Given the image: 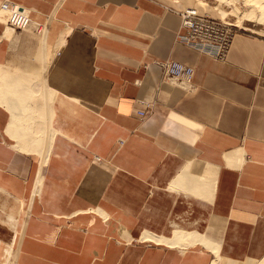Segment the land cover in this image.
Returning <instances> with one entry per match:
<instances>
[{
    "label": "crops",
    "instance_id": "0c3cea01",
    "mask_svg": "<svg viewBox=\"0 0 264 264\" xmlns=\"http://www.w3.org/2000/svg\"><path fill=\"white\" fill-rule=\"evenodd\" d=\"M11 1L46 25L0 23V240L11 253L19 237L15 264H264V34L238 32L217 60L176 42L200 0ZM164 59L193 67V87L164 80ZM18 74L55 92L37 143L16 119L42 123L44 102L14 110Z\"/></svg>",
    "mask_w": 264,
    "mask_h": 264
},
{
    "label": "built area",
    "instance_id": "2783aa9c",
    "mask_svg": "<svg viewBox=\"0 0 264 264\" xmlns=\"http://www.w3.org/2000/svg\"><path fill=\"white\" fill-rule=\"evenodd\" d=\"M181 24L176 42L182 43L201 54L217 60H225L237 31L236 26L225 19H216L200 14L196 7H188L181 13ZM31 13L19 4L4 0L0 2V23L5 22L15 31H26L32 26ZM7 29V27H6ZM36 31H43L41 24H35ZM155 64L163 70L164 80L182 89L193 87L195 70L193 67L172 59L157 60ZM149 107L148 104H146ZM140 111L141 118L146 116Z\"/></svg>",
    "mask_w": 264,
    "mask_h": 264
},
{
    "label": "bare ground",
    "instance_id": "6f19581e",
    "mask_svg": "<svg viewBox=\"0 0 264 264\" xmlns=\"http://www.w3.org/2000/svg\"><path fill=\"white\" fill-rule=\"evenodd\" d=\"M215 1L219 2V4L220 3L222 5L226 4V5H230L233 7H234L235 3H237V0H215ZM246 1L249 2L248 4L250 6H252L250 9H245L244 12L232 11L234 13V15H236L238 17V19H239L238 21L240 22V25H243V21L245 19L247 21L256 22L257 25H264V0H246ZM218 11H219V14L221 15L222 19L223 18L225 19L226 16H228L227 11H225L223 9H220ZM31 26L34 27L33 20H32ZM7 28H9L10 30H13L9 26H7ZM257 32L264 34L263 29H260ZM62 37L64 39L65 35L64 36L62 35ZM62 42H60L59 45ZM10 80H11V84H10V89L8 91V94L11 97H14L16 99L15 102L17 105H15L14 110L18 111L19 109L17 107H22V108L26 109L27 107H29V104L35 100V97H34L35 93L39 89L35 86V84H36L35 82H38L39 80H37L36 77H31L29 74H27L26 76H24L23 74H18L15 77L11 76ZM40 88H41V91L40 92L38 91V96L40 95L39 99H41L44 102V104L42 105L43 110L40 112L42 123L40 121L37 122L35 115L29 114L31 112H28L26 114L28 116H26L25 118L19 117L16 119L17 123L23 127L22 130H20L16 127V130L18 131L20 138L30 140L32 142L34 141L35 143L38 142V138H39L37 133L40 131H41V133L46 131V129L43 128V123L45 125H51L52 124L53 99L55 97V92L53 90H51L50 88L45 87V86H42ZM24 124H25V126H24ZM45 125H44V127H45ZM35 131H38V132L35 133ZM52 135H53V133H52ZM32 142H30V143L26 142V144L23 147H21L20 149L22 151H25L28 153H35L37 155H40L41 157L42 156L45 157L48 149L47 148L46 149L45 148H41V149L36 148L37 144L32 143ZM7 222L9 223V221H7ZM146 236H145V238L153 239V237H150L149 235H146ZM153 240H155V239H153ZM156 241H162V242H166V243H169V241H170L171 244H182V242L184 243V240H182V239H178L175 241L167 240V239H161V240H156ZM194 241H202L206 246L212 247L214 250L216 249L214 244H211L204 237L201 238L200 236H196V237L192 238V242H194ZM1 243H2V241L0 240V249H1ZM5 251L7 254H9L10 246H8V250H5ZM262 263H264V260Z\"/></svg>",
    "mask_w": 264,
    "mask_h": 264
},
{
    "label": "rangeland",
    "instance_id": "374dc122",
    "mask_svg": "<svg viewBox=\"0 0 264 264\" xmlns=\"http://www.w3.org/2000/svg\"><path fill=\"white\" fill-rule=\"evenodd\" d=\"M248 3L249 2H247L246 0H237V3H235V5L233 7V6L226 5V4H223V5L221 3L219 4V2H217L215 0H200L199 4H202V6L204 8H206L205 12H207V13H203V14L209 15V16H211L213 18H216V19H222V17L219 14L218 10L223 9V10L227 11L228 16H226L225 20L228 21V22L233 23L236 26L237 31L246 32V33H252V34H256L257 35V34H259L257 31H259L260 29L264 30V25H257L256 22L247 21L246 19L243 21V25H240V22L238 21L239 20L238 17L236 15H234V13L232 12V11L244 12L245 9H250L252 6H250ZM217 7L218 8L220 7V8L218 9ZM223 20H224V18H223ZM1 24H3V26L5 28L8 25L5 22V20ZM45 27H46V25L43 26V31H44ZM35 31H36V29H35ZM260 34H262V33H260ZM54 139H55V137H54ZM54 150H55V147H54V143L52 142L50 154L53 153ZM30 197L31 196H28V195L14 196V198L16 199L18 204L21 203V208L20 209L12 208L14 210L11 211L12 213H14V215L18 219V222H17L18 223L17 224V231H18L17 235L18 236H19L20 231H21L22 220L24 219L26 214L29 211H31V209H29V205H28V203L30 202L29 201ZM9 215H10L9 213L0 212V221H3L4 223H7V220L11 221V218H10ZM7 224L10 225V223H7ZM17 240H18V242H16V238H15V241H14V244H13L14 252L12 251L9 254H7L5 250H8V246H10V244H5L3 242L1 243L0 264H6V263L7 264H15V262H16V251H17V247H18V243H19V237H18Z\"/></svg>",
    "mask_w": 264,
    "mask_h": 264
}]
</instances>
